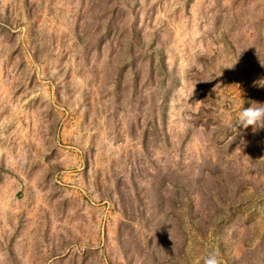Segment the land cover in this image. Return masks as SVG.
Instances as JSON below:
<instances>
[{
    "label": "rangeland",
    "instance_id": "1",
    "mask_svg": "<svg viewBox=\"0 0 264 264\" xmlns=\"http://www.w3.org/2000/svg\"><path fill=\"white\" fill-rule=\"evenodd\" d=\"M264 0H0V264H264Z\"/></svg>",
    "mask_w": 264,
    "mask_h": 264
},
{
    "label": "clouds",
    "instance_id": "2",
    "mask_svg": "<svg viewBox=\"0 0 264 264\" xmlns=\"http://www.w3.org/2000/svg\"><path fill=\"white\" fill-rule=\"evenodd\" d=\"M227 126L239 128L240 130L251 126L253 132L264 129V103L253 102V104H249L246 108L242 107L235 121L229 122ZM204 264H217L215 255H209L205 258Z\"/></svg>",
    "mask_w": 264,
    "mask_h": 264
}]
</instances>
